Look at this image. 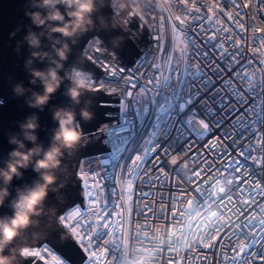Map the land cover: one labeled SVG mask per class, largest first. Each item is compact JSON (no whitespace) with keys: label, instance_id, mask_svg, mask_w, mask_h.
I'll return each mask as SVG.
<instances>
[{"label":"built area","instance_id":"built-area-1","mask_svg":"<svg viewBox=\"0 0 264 264\" xmlns=\"http://www.w3.org/2000/svg\"><path fill=\"white\" fill-rule=\"evenodd\" d=\"M125 3L143 49L93 77L119 121L58 215L78 264H264V0Z\"/></svg>","mask_w":264,"mask_h":264},{"label":"water","instance_id":"water-1","mask_svg":"<svg viewBox=\"0 0 264 264\" xmlns=\"http://www.w3.org/2000/svg\"><path fill=\"white\" fill-rule=\"evenodd\" d=\"M36 3L37 0H0V167L6 166L9 152L16 147L9 142L10 137L16 135L23 139L20 124L27 117L33 114L38 116L40 127L36 130L37 143L46 148L51 144L58 127L57 121L53 118L54 111L58 107H69L76 111L77 119L85 134L84 138L71 155L68 154V150H65L61 168L56 170L58 180L53 186L56 190L50 188L45 201V214L37 217L38 224L30 227L15 243L17 246L24 243L46 244L69 263L78 264L85 254L58 215L76 202L84 205L81 177L76 173L77 163L81 155L109 149L103 126L119 121L118 103L112 102V100L119 101V94L106 91L99 84H95L96 90L86 92L81 96V102L75 104L67 95L71 81L64 79L43 110L29 106L27 101L32 92L43 91V85L39 80L36 83L31 82V68L46 69L51 60L50 58L40 60L31 57L33 49L25 39L26 35L30 31L38 35L43 32L41 50L55 55L51 47L52 40L47 35L48 29L38 27L27 14L37 10L46 12L45 9L37 8ZM111 5L112 0H104L103 5L93 14L94 27L81 36L66 38L71 51L68 59L64 61L61 75L76 67L82 70H92L95 78L97 73H101L103 67L107 66L108 61L120 62L123 59L133 62L143 49L133 35L136 27L132 18L130 17L128 28L125 30L118 23L119 18ZM59 7L63 10V5ZM126 10L121 11L124 13L123 16L127 15ZM114 17L117 21L115 27H113ZM101 18H103V23ZM53 36L60 37V34L54 33ZM73 39L76 43H72ZM100 43H104L105 47L99 51ZM95 45H98L96 53H94ZM89 46L93 48L94 55L89 54ZM112 53L115 55L113 56ZM30 58L33 63L28 65L27 61ZM21 82L27 91L23 95H17L14 92V86ZM85 106L94 113L93 118L88 121L79 116L80 110ZM25 143L28 147L33 146L31 141H25ZM22 171L23 175L14 178L9 186L10 195L4 204L0 205V217L12 215L11 202L16 197L18 188H25L39 178V174L31 166ZM61 182H63V187H60ZM0 186H2V181H0ZM22 264H33V260L23 261Z\"/></svg>","mask_w":264,"mask_h":264},{"label":"clouds","instance_id":"clouds-1","mask_svg":"<svg viewBox=\"0 0 264 264\" xmlns=\"http://www.w3.org/2000/svg\"><path fill=\"white\" fill-rule=\"evenodd\" d=\"M103 3L104 0H37L35 6L45 9L46 12L37 10L27 13L34 24L48 29L47 35L52 40L51 47L55 53L53 56L51 52L41 50L43 32L38 35L30 31L26 35L25 39L33 49L31 57L51 60L46 69L31 68V82L36 83L39 80L43 85V91L32 92L27 101L29 106L43 110L64 79L71 81L67 95L75 104L81 102V96L86 92L96 90L91 73L73 67L70 72L61 75V70L71 51L66 38L81 36L94 27L93 14ZM60 5H63V10L59 7ZM111 6L116 11V16H120V12L127 7L125 0H112ZM130 16L131 13L121 16L118 21L125 30L128 28ZM101 21L103 23V18ZM116 23L114 17L113 27ZM54 33H59L60 37L53 36ZM72 43H76V40L73 39ZM103 50L106 51V49ZM112 55L115 54L112 53ZM32 63L33 60L30 58L27 64ZM26 91L22 82L14 86V92L17 95H23ZM93 115L94 113L87 106L79 112V116L85 121L91 120ZM53 118L57 121L58 127L51 144L46 148L37 143L36 130L40 124L36 114L27 117L20 124L23 139L16 135H12L9 139V142L16 147L9 152L6 166L0 167V181H2L0 205H3L10 195L9 186L14 178L23 175L22 170L31 166L39 174V178L25 188H18L17 195L11 202L12 215L0 217V264H22L23 261L30 259L33 260V264L41 261L42 253L39 248L28 243L17 246L15 242L24 236L30 227L38 224L37 217L45 214V201L50 188L56 190L53 188L58 180L56 170L61 168L65 150H68V154L71 155L73 150L81 144L85 135L74 109L58 107L53 113ZM25 141H31L33 146L28 147ZM60 187H63V182Z\"/></svg>","mask_w":264,"mask_h":264},{"label":"bare ground","instance_id":"bare-ground-1","mask_svg":"<svg viewBox=\"0 0 264 264\" xmlns=\"http://www.w3.org/2000/svg\"><path fill=\"white\" fill-rule=\"evenodd\" d=\"M120 13H121V12H120ZM118 18L120 19L119 16H118ZM133 35L135 36V38H136L137 36H139V34L136 36V34H134V33H133ZM136 40H137V39H136ZM100 44H101V45H100L99 49L101 50V48H103V47H105V46H104V43H100ZM97 46H98V45H95V47H94V49H95V52H94V53H96V47H97ZM100 50H99V51H100ZM93 51H94L93 48H91V46H89V47H88V52H89V54L94 55V54H93ZM101 53H102V52H101ZM93 76H94V75L92 74V78H93ZM93 84H94V85H95V84H99V85L102 87V89L105 90V86H104V84L101 83L100 81H95L94 78H93ZM113 88H114V86H113Z\"/></svg>","mask_w":264,"mask_h":264}]
</instances>
